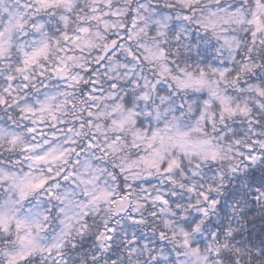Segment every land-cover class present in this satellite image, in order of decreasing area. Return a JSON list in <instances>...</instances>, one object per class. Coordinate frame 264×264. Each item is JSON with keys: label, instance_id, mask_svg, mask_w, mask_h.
<instances>
[{"label": "snow or ice", "instance_id": "obj_1", "mask_svg": "<svg viewBox=\"0 0 264 264\" xmlns=\"http://www.w3.org/2000/svg\"><path fill=\"white\" fill-rule=\"evenodd\" d=\"M0 264H264V0H0Z\"/></svg>", "mask_w": 264, "mask_h": 264}]
</instances>
